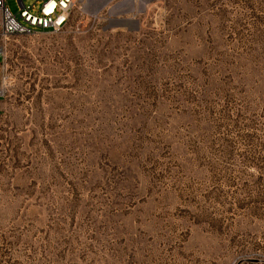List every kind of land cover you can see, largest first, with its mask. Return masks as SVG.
<instances>
[{"label": "rangeland", "instance_id": "rangeland-1", "mask_svg": "<svg viewBox=\"0 0 264 264\" xmlns=\"http://www.w3.org/2000/svg\"><path fill=\"white\" fill-rule=\"evenodd\" d=\"M0 264H264V0H75L0 42Z\"/></svg>", "mask_w": 264, "mask_h": 264}, {"label": "built area", "instance_id": "built-area-1", "mask_svg": "<svg viewBox=\"0 0 264 264\" xmlns=\"http://www.w3.org/2000/svg\"><path fill=\"white\" fill-rule=\"evenodd\" d=\"M16 2L18 11L13 14L6 0H0V42L36 31L61 30L67 24L75 0H34L27 5L22 0Z\"/></svg>", "mask_w": 264, "mask_h": 264}]
</instances>
